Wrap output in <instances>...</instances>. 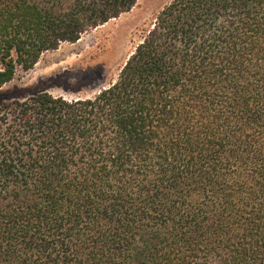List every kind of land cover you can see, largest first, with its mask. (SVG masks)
I'll return each mask as SVG.
<instances>
[{"label": "trees", "instance_id": "trees-1", "mask_svg": "<svg viewBox=\"0 0 264 264\" xmlns=\"http://www.w3.org/2000/svg\"><path fill=\"white\" fill-rule=\"evenodd\" d=\"M138 0H0V89ZM0 264H264V0H170L92 94L0 100Z\"/></svg>", "mask_w": 264, "mask_h": 264}, {"label": "rangeland", "instance_id": "rangeland-1", "mask_svg": "<svg viewBox=\"0 0 264 264\" xmlns=\"http://www.w3.org/2000/svg\"><path fill=\"white\" fill-rule=\"evenodd\" d=\"M169 1L138 0L130 11L86 31L78 41L62 42L59 48L45 52L32 69L19 71L0 89V100L41 90L92 94L108 85L116 80L156 14Z\"/></svg>", "mask_w": 264, "mask_h": 264}]
</instances>
